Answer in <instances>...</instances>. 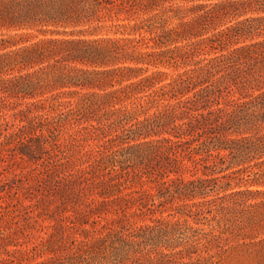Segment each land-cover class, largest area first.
<instances>
[{"label":"trees","instance_id":"obj_1","mask_svg":"<svg viewBox=\"0 0 264 264\" xmlns=\"http://www.w3.org/2000/svg\"><path fill=\"white\" fill-rule=\"evenodd\" d=\"M12 159L68 238L0 261L264 264V0H0Z\"/></svg>","mask_w":264,"mask_h":264},{"label":"rangeland","instance_id":"obj_2","mask_svg":"<svg viewBox=\"0 0 264 264\" xmlns=\"http://www.w3.org/2000/svg\"><path fill=\"white\" fill-rule=\"evenodd\" d=\"M120 16H122V14ZM20 161L21 160L17 158L18 164L21 163ZM14 162L15 161L12 159V163L0 165L1 183L6 187L3 191H0V203L2 205L8 203V210L5 213L0 214V226L4 228L5 234L9 235L7 241L10 239L12 241L22 242L21 246L23 247H33L32 251H35L36 253H34L35 258L41 259L50 254L49 251L43 252L40 249L41 244L39 242L41 238H44V243L49 244V242H54L53 244L57 246L61 244L65 238H68V231L64 230L61 232L59 225L51 224L55 222V219L46 213L43 204H39L38 206L34 204L36 199L34 192L28 193L25 190L27 185L33 181V178L25 177L24 172L18 167L15 168L16 166L13 164ZM51 197H53V195H51ZM22 204H31V206L28 209H25ZM38 210L42 211L39 216L36 215ZM0 211H2L1 207ZM139 220H142V218H138V221ZM2 256L6 255L0 251V258ZM33 258L34 257L25 256L21 264H27ZM0 264L19 263L6 260L0 261Z\"/></svg>","mask_w":264,"mask_h":264}]
</instances>
